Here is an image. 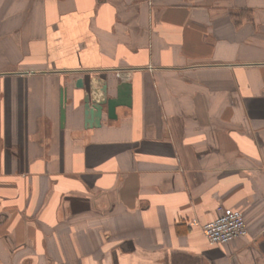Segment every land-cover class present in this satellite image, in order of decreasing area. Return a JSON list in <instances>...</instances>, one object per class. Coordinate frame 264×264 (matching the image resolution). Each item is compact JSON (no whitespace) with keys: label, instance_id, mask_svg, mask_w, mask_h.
Wrapping results in <instances>:
<instances>
[{"label":"crops","instance_id":"0c3cea01","mask_svg":"<svg viewBox=\"0 0 264 264\" xmlns=\"http://www.w3.org/2000/svg\"><path fill=\"white\" fill-rule=\"evenodd\" d=\"M0 264H264V0H0Z\"/></svg>","mask_w":264,"mask_h":264},{"label":"water","instance_id":"95a60500","mask_svg":"<svg viewBox=\"0 0 264 264\" xmlns=\"http://www.w3.org/2000/svg\"><path fill=\"white\" fill-rule=\"evenodd\" d=\"M77 88H83L84 82L82 78H79L76 81ZM131 84L128 82H122L117 89V96L114 98H110L108 96H104L102 100L98 102L90 101V97L87 96L84 100L85 102V122L94 124L96 126H100L101 119L103 117V113L106 110L107 115L109 118H115L116 116V109L119 106H127L131 105ZM62 110H61V118L62 123L65 120V97H62Z\"/></svg>","mask_w":264,"mask_h":264},{"label":"built area","instance_id":"2783aa9c","mask_svg":"<svg viewBox=\"0 0 264 264\" xmlns=\"http://www.w3.org/2000/svg\"><path fill=\"white\" fill-rule=\"evenodd\" d=\"M203 233L209 243L228 244L247 235L244 216L239 211L225 213L203 226Z\"/></svg>","mask_w":264,"mask_h":264},{"label":"trees","instance_id":"16d2710c","mask_svg":"<svg viewBox=\"0 0 264 264\" xmlns=\"http://www.w3.org/2000/svg\"><path fill=\"white\" fill-rule=\"evenodd\" d=\"M232 18L234 19L236 25H240L244 19H248V15H246L244 12H239L234 14Z\"/></svg>","mask_w":264,"mask_h":264}]
</instances>
